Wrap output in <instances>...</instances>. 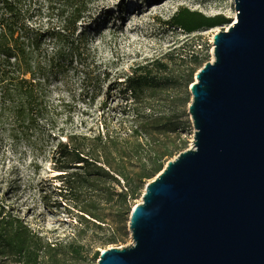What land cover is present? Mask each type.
Returning a JSON list of instances; mask_svg holds the SVG:
<instances>
[{"label": "rangeland", "instance_id": "1", "mask_svg": "<svg viewBox=\"0 0 264 264\" xmlns=\"http://www.w3.org/2000/svg\"><path fill=\"white\" fill-rule=\"evenodd\" d=\"M180 8L207 17L222 15L232 23L236 14L233 0H88L87 12L77 24L76 36L82 35L84 41L75 56L58 42L44 38L41 55L60 51L63 57L48 66V81L32 111H18L12 101L0 95V207L49 243L82 246V261L73 260L65 248H60L66 264H97L98 260L91 261L95 251L130 245V216L142 196L131 201L133 207L126 214L125 206L115 202L116 198L107 200L108 192L120 191L121 187L105 178L88 185L78 198L65 197L55 155L60 141L73 134L94 136L106 128L127 132L142 123L145 115H151V120L164 124L175 121L181 128L178 133L159 135L162 140L168 138L169 147L183 142L186 149L192 147L190 88L159 92L153 98L146 94L139 99L128 98L121 91V82L133 69L166 54H174L169 74L182 70L183 57L195 51L204 57L208 48L209 61L213 60V37L228 25L185 33L158 20H169ZM58 13L45 4L31 23L39 33L57 31ZM90 202L96 203L102 228L81 223L78 207ZM112 231L120 241L104 248L103 238ZM5 259L0 256V264H14L12 259Z\"/></svg>", "mask_w": 264, "mask_h": 264}, {"label": "water", "instance_id": "2", "mask_svg": "<svg viewBox=\"0 0 264 264\" xmlns=\"http://www.w3.org/2000/svg\"><path fill=\"white\" fill-rule=\"evenodd\" d=\"M190 86L192 147L131 212L132 243L97 264H264V0H233Z\"/></svg>", "mask_w": 264, "mask_h": 264}, {"label": "trees", "instance_id": "3", "mask_svg": "<svg viewBox=\"0 0 264 264\" xmlns=\"http://www.w3.org/2000/svg\"><path fill=\"white\" fill-rule=\"evenodd\" d=\"M88 0H0V95L12 101L18 111L31 110L41 89L48 81V68L63 54L41 55L44 38L63 45L70 55L75 56L80 42L77 37L79 19L87 12ZM45 4L49 10L58 11L60 25L58 30L39 33L32 25L35 17L41 14ZM174 29L185 33L208 30L230 25L231 19L222 15L207 17L199 11L180 8L169 20L161 21ZM207 55L201 57L195 51L185 59L183 68L176 74H169V64L173 53L164 55L145 65L138 66L128 74L121 85V91L132 98H151L159 92L177 88L189 89L196 73L209 62ZM71 57V56H70ZM49 66V67H48ZM142 123L134 124L129 131L108 128L96 135H70L60 141L56 149L57 162L60 164L59 178L64 181L60 188L65 197L84 194L85 188L93 182L111 179L121 187L107 193V200L116 198L117 203L125 206L128 214L132 200L142 196L141 190L146 181L155 178L174 156L186 149V142L169 147L168 138L162 140L159 135L178 133L181 129L175 121L159 123L145 115ZM137 120V119H136ZM66 198V199H67ZM78 207L81 223L102 228L104 223L96 214V203L90 202ZM94 206V207H93ZM115 231L105 235L101 245L105 248L119 243ZM73 260H83V247L75 244L64 247L61 243H49L33 232L20 218L7 213L0 207V256L12 259L14 264H66L61 258V249ZM101 251L91 255L96 262ZM43 262V263H42Z\"/></svg>", "mask_w": 264, "mask_h": 264}, {"label": "bare ground", "instance_id": "4", "mask_svg": "<svg viewBox=\"0 0 264 264\" xmlns=\"http://www.w3.org/2000/svg\"><path fill=\"white\" fill-rule=\"evenodd\" d=\"M233 20H234V21L236 20V14H235L234 17H233Z\"/></svg>", "mask_w": 264, "mask_h": 264}]
</instances>
